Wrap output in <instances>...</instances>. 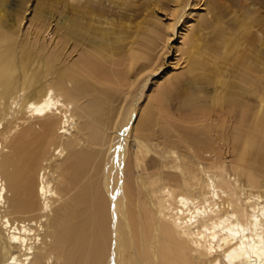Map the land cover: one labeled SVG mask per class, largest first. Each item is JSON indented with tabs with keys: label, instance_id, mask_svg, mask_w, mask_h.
<instances>
[{
	"label": "bare ground",
	"instance_id": "bare-ground-1",
	"mask_svg": "<svg viewBox=\"0 0 264 264\" xmlns=\"http://www.w3.org/2000/svg\"><path fill=\"white\" fill-rule=\"evenodd\" d=\"M181 15L170 24L172 34L150 29L130 51L97 42L87 30L75 61L63 64L56 50L58 62L41 58L38 74L29 70L28 50L0 24V121L7 120L0 123V264H264V72L253 54L232 42L238 56L229 72L226 55L199 62L191 56L197 75L208 79L198 90L170 82L173 91L159 89L154 107L136 119L158 72L155 52L175 35ZM41 72L55 77L40 84ZM133 89L115 122L111 104ZM84 96L90 101L81 104ZM170 110L183 126L170 121ZM197 113L205 123L190 124ZM154 115L169 138L177 130L192 158L172 160L148 176L146 204L131 166H139ZM81 140L86 146L76 148ZM159 188L175 207L153 196Z\"/></svg>",
	"mask_w": 264,
	"mask_h": 264
},
{
	"label": "rangeland",
	"instance_id": "rangeland-1",
	"mask_svg": "<svg viewBox=\"0 0 264 264\" xmlns=\"http://www.w3.org/2000/svg\"><path fill=\"white\" fill-rule=\"evenodd\" d=\"M0 1L7 13L5 16H0L1 28H5L9 33H12L17 43L28 50L32 59L29 70L35 74H38L39 70L42 71L40 67L41 58L44 57L46 62L50 60L58 62L56 50H60V62L63 64L75 61L84 52L85 47L82 45V41L87 37V30L93 31L89 35L90 38L97 34L95 38L97 42H105L113 48H127L130 51L150 29L160 31L163 27L166 34H172L169 28L170 24L174 22V18H177L175 14L182 11L183 15L179 17L175 35L171 36L172 38L166 46L164 45L161 49L157 48L155 52L158 58L156 59L157 65L155 64L158 67V72L156 75L151 76L153 78L150 79L145 88V94L138 103L136 119L141 116H139L140 113H144L143 111L147 107H154V98L159 89L166 87L173 91L174 87L171 83L175 82L179 87L178 89L184 90L191 87L192 90H198L202 81L204 80V83L208 79L207 76L197 75V71L192 67L191 56L200 58L199 62L200 60L206 61V57L213 54L217 57L214 59L215 61H218L219 57L221 61V57L226 55L227 62H225L224 68L229 72L234 69V58L238 56L237 52L232 51V42H235L234 46L237 44L238 50L240 49L245 53L248 51L250 55L253 54L252 63L255 66L262 67L264 72V0H80L74 8L69 7L70 0ZM97 3L104 6L100 7ZM184 5L187 6L183 8ZM64 16L66 18L65 23H63L64 19H61ZM71 23L75 25L72 26ZM66 31L69 35V41H66ZM191 44L193 47L198 45L197 51L193 47L192 49L188 48ZM211 66L212 63H209L208 67ZM43 74L44 72H41L38 76L40 84L47 83L48 80L55 77L53 74L42 76ZM145 80L146 77L144 76L134 87H140ZM204 85L201 87H204ZM135 91L131 90L130 93L119 94L120 99L113 101L111 104L110 113H112L115 122L118 112L123 107L124 100L129 99V94L132 98ZM199 94L204 96V99L208 102L204 95L205 92ZM89 101L86 96L80 99L81 104H86ZM173 103H177V100H174ZM249 104L252 109L255 108V104L251 102ZM173 110L167 113V117L170 116V121L175 122L176 125L183 126L178 124L181 122L179 113H175ZM98 113L100 114V112ZM194 117L197 121L193 119L190 124L205 123V117L201 113L194 114ZM6 122V119L0 121L4 127ZM112 125L105 130L106 135L112 133ZM235 125L237 126L238 123ZM234 126L233 130L235 129ZM161 128V119L154 115L153 123L147 126L149 142L146 144V149L142 151L139 166L134 168L131 166V172L140 184L138 189L140 199H144L146 204L149 195V191L145 186L147 177L156 174L158 168L173 164L171 163L172 160L176 159L182 162L190 161V157L192 158L186 151V147L178 143L176 129L172 137L169 138L161 132ZM231 133L232 131L229 130L226 135ZM130 137L129 145H133V147H130L132 156L135 151L132 139L135 140L136 129L133 130ZM217 137L218 140L215 145L219 149L222 147V142L219 135ZM70 138H73V136ZM261 142L262 139L259 138L258 144ZM86 144L85 140H81L76 148L86 146ZM53 147V145L50 146V153H52ZM94 147L98 150L96 146ZM105 147L106 145H103L101 148L105 149ZM7 150L8 147L2 149L4 152ZM230 154V159H236L237 154L231 151ZM208 155L207 153L203 154L205 157H208ZM225 159L229 158L226 156ZM127 174L126 172L125 175ZM262 177L263 181L261 182L264 185V176ZM179 184L174 183V188L177 189ZM159 189H156L158 191L153 196L164 197L167 203L170 202V206L172 204L171 207H175L174 198L170 194L166 195L165 188Z\"/></svg>",
	"mask_w": 264,
	"mask_h": 264
}]
</instances>
